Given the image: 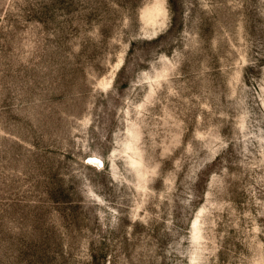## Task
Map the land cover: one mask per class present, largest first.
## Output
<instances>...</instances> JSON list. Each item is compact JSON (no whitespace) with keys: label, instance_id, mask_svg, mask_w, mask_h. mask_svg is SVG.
Masks as SVG:
<instances>
[{"label":"rangeland","instance_id":"rangeland-1","mask_svg":"<svg viewBox=\"0 0 264 264\" xmlns=\"http://www.w3.org/2000/svg\"><path fill=\"white\" fill-rule=\"evenodd\" d=\"M0 264H264V0H0Z\"/></svg>","mask_w":264,"mask_h":264},{"label":"bare ground","instance_id":"bare-ground-1","mask_svg":"<svg viewBox=\"0 0 264 264\" xmlns=\"http://www.w3.org/2000/svg\"><path fill=\"white\" fill-rule=\"evenodd\" d=\"M95 162V161H94ZM98 162V161H97Z\"/></svg>","mask_w":264,"mask_h":264}]
</instances>
